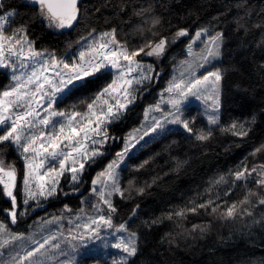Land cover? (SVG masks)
Returning <instances> with one entry per match:
<instances>
[{"label": "trees", "instance_id": "1", "mask_svg": "<svg viewBox=\"0 0 264 264\" xmlns=\"http://www.w3.org/2000/svg\"><path fill=\"white\" fill-rule=\"evenodd\" d=\"M1 2L0 17L12 13L6 34L22 28L36 49L58 58L76 49L92 32L114 31L129 50L154 45L161 38L169 41L163 55L145 58L160 70L157 80L120 121L108 127L104 154L88 162L77 185L70 186L65 176L55 197L28 204L22 216L18 185V222L10 224L15 231H27L38 219L59 216L64 210L95 208L100 199L92 191L96 174L122 148L125 136L141 124L146 107L157 103L171 71V58L182 57L195 31L208 28L209 35L220 33L223 39L218 64L222 74L220 124L209 126L199 108L190 105L185 111L187 118L195 116L191 134L169 128L142 142L120 173L124 195L114 198V217L138 234L137 253L128 264H264V205L258 203L264 198V188L255 182L256 173L247 180L234 176L245 167L264 165V0H80L78 19L66 28L49 25L31 0ZM181 30L187 35L177 36ZM112 79L111 71L87 77L57 101L56 110L84 112ZM10 83V73L0 68V93ZM233 123L243 124L248 134L238 136L224 130ZM209 131L207 140L196 138ZM0 153L17 165L20 181L24 168L15 149L9 143L0 144ZM249 191L259 194L250 196L251 204L244 205L252 215L224 218L225 209L232 203L239 207ZM209 200L212 207L219 205L217 212L197 207ZM193 207L196 212L176 215ZM9 208V199L0 194V221H8L4 210Z\"/></svg>", "mask_w": 264, "mask_h": 264}, {"label": "snow or ice", "instance_id": "2", "mask_svg": "<svg viewBox=\"0 0 264 264\" xmlns=\"http://www.w3.org/2000/svg\"><path fill=\"white\" fill-rule=\"evenodd\" d=\"M31 3L38 7L41 17L49 25L57 28L72 27L73 22L78 19L80 13L79 0H31ZM0 7H2V2H0ZM6 19L7 17H0V68H11L15 72L17 65L11 59L13 56L20 62V68L27 67L25 61H33L36 64V67L26 74L13 75L12 78L17 81L15 86L0 94V144L9 142L24 154L26 172L22 179V202L27 205L29 200H35L38 194L44 197L55 195L59 177L63 175L65 170L72 173L71 179L73 181H77L79 173L84 169V163L92 157L102 154L98 149L89 152L86 142L91 140L92 144L102 143V141H97L93 137L100 136L102 126L110 122L109 117L115 115L114 105L104 97L108 96L110 99L115 100V105L118 106L117 111L125 108L128 103H132L134 96L129 90L133 88V84L138 85L144 80L151 79L149 75L145 74V67L136 57L142 53L145 56H161L165 52L169 41L161 38L154 45L148 43L138 49L129 50L126 45H121L116 40L114 32L104 33L100 40L92 45L87 52L79 54L81 63L69 65L55 60L54 57L51 63H48L36 59L43 54L34 50L32 42L27 40L24 29H17L11 35L5 33L4 21ZM204 33H206V30L197 32L195 34L196 39H200ZM185 35H187V32L184 30L177 33V36ZM221 39L222 34L211 37L209 43L214 46L215 50H208V56L215 58L219 55L217 42ZM145 48L149 50L145 51ZM189 50L190 54L195 55L191 53V45H189ZM86 57L88 58L85 59ZM203 59L207 63L208 57H203ZM49 68L59 69L54 72V76L58 78L56 82L53 81V77L46 75ZM105 68L116 69L117 79L104 88L93 103L87 105V112L65 113L52 110L56 93L63 92L66 88H69V85L74 86L75 82L82 81ZM147 71L150 72L151 68L149 67ZM221 79L222 74L219 70L208 71L200 76H196L193 72L189 79L182 78L179 82H173L167 91L177 93L181 100L189 95L205 101L211 100V107L214 111L209 116V122L216 125L219 123V84ZM69 91H71L70 88ZM113 93L119 95L114 97ZM121 98L124 100L123 103H121ZM168 103H171L177 109V112L179 111L180 100L170 99ZM156 110H160L159 106ZM169 115L175 117L171 122H181L176 113H170ZM56 117H62L63 120L54 119ZM183 126L189 132L192 131L187 122H183ZM156 127H161L159 121L156 122ZM224 130L231 131L238 136L248 134L243 124L233 123L228 129ZM153 131H155V128H153ZM210 135V131L207 134L201 132L196 138L207 140ZM104 138H107L106 133H104ZM124 151H128L127 146ZM256 151L259 152L261 149ZM120 155L122 159L123 154ZM46 163L47 167L45 166ZM117 166L115 161L109 164L108 170L100 173L97 180L94 181V184H101L102 189L98 190L95 187L92 189L99 196L101 203L107 206L110 213L116 211L110 199L112 194L124 195L113 171ZM253 173L257 174L255 182L261 188H264V165L251 169L245 167L236 171L234 176L236 180H247ZM103 177H106V180L102 179ZM16 181V168L12 165H6L4 160L0 159V186H2L0 194L7 197L11 204V208L4 210L7 212L8 221H0V257H3V259H0V264H46L49 252L60 248V244L55 243L57 240L55 235H51L43 241H35L36 246L24 249L23 255L17 250L18 246L15 245V242L23 239L9 228V223L14 225L18 222ZM108 181H111V184ZM109 187L111 191L106 192ZM258 195V193L249 191L248 195L239 202V207L237 203H232L225 209L222 216L235 219L237 214L252 215L251 211L244 205L251 204L250 196ZM258 203L264 205V198H260ZM212 205L213 201L209 200L197 207L211 208L212 212H217L219 205L215 207H212ZM197 207L178 211L176 215L183 217L186 211L196 212ZM96 211L103 212L100 204H97ZM20 215H23V213H20ZM93 225H96V228H93ZM100 226L113 229L111 215L101 214L98 218H90L89 222L81 227L89 230L92 237H96L99 235ZM117 230L126 232L127 228L124 224H120ZM76 238L73 237V239ZM79 238L84 239L83 235ZM114 247L122 250L128 257L135 256L137 253L135 233H131L127 240L120 239ZM5 250H8L7 255H5ZM117 264H126V260L118 261Z\"/></svg>", "mask_w": 264, "mask_h": 264}, {"label": "rangeland", "instance_id": "3", "mask_svg": "<svg viewBox=\"0 0 264 264\" xmlns=\"http://www.w3.org/2000/svg\"><path fill=\"white\" fill-rule=\"evenodd\" d=\"M1 2V0H0ZM12 13L7 12L5 13L2 17H7V19L4 21V30L6 28V25L8 23V20L11 18ZM202 30H206V33L202 35L200 39H196L195 34L197 32H202ZM114 31H102V32H92L82 38L76 49L71 50L68 55H66L63 58H58L57 56L54 55L52 52L48 51H42L38 50L34 47L33 48L35 51L42 53L43 55L41 57L36 58L37 60H42V61H47L48 63H51L52 58L54 57L55 60L57 61H62L64 63H68L69 65L76 64V63H81L79 60V54L81 52H87L89 48L96 44L99 40L100 37L104 33H113ZM220 34V33H218ZM217 35V34H216ZM215 36V35H213ZM209 35V30L208 28H201L188 39L187 44L183 50V56L182 57H172L171 59L173 60V64L171 67L170 74L168 76V79L166 80V85L165 88L159 93L158 101L156 104L149 105L146 107L144 114H143V119L141 124L131 130L124 138L122 148L116 152L115 156L113 159L106 165V167L99 171L95 178L93 179L92 182V189L95 187L98 190L102 189L101 184H94V181L97 180V177L100 175L102 172H106L108 170V165L112 164L114 161L117 163V167L113 170L119 187L120 186V173L123 169V167L126 165L127 158L134 154L136 152V149L138 146L144 142L145 140L151 139L157 135H160L164 133L166 130L169 128H180L183 129L185 132L191 134L187 129L184 128L183 122H187L189 127L191 128V121L195 119V116L189 115L188 118L186 116V111L185 109L189 107L190 105L197 106L199 108V111L203 117L206 118L209 126L213 127L218 124H220L221 121V96H222V79L219 84V109H218V116H219V123L216 125H213L209 122V116L213 114V108L211 107L212 101L207 100L205 101L204 99L197 98L194 96L189 95L185 99H180L177 93L175 92H168L167 89L173 82H179L180 79H189L193 72L195 73L196 76H200L203 74H206L208 71H217L219 70L221 72V69L218 67V64L222 60V46H223V39L218 41V52L219 55L215 58L208 56V50H215L214 46L209 43L211 37ZM116 38V36H115ZM27 40L29 38L27 37ZM116 40L121 44L125 45L122 42H120L117 38ZM171 44V43H170ZM169 44V45H170ZM189 45H191V53L189 50ZM26 47V46H25ZM150 57H156V56H145L143 55L141 58L136 57L138 61L145 67V74L149 75L151 79L144 80L140 84H133V88L130 89L129 91L132 93V96H134V100L132 103H128L125 108L119 109L117 111L118 106L115 105V100L110 99L108 96H105L104 99H109V103L114 105V112L115 115L112 117H109L110 122L105 123L102 126V134L100 136H95L93 137L97 141H102V143H97V144H92L91 140L87 141V148L89 152L93 149H98L100 153L104 154L105 152V145L108 142V127L114 123L120 121L126 111L133 106L138 98L141 96V93L148 87V85L152 84L154 81H156L157 76L160 74V70L156 67V64L153 62H150L148 60H145V58H150ZM203 57H208L207 63H205ZM86 57L85 59H87ZM12 61H14L17 65L16 71L13 72L11 68H3L6 69L11 76V83L10 85L4 90L8 91L10 90L17 81H15L12 77L13 75H22L26 74L27 72H30L36 67L35 62L33 61H25L27 67L26 68H20L19 67V61L15 56H13ZM203 65V66H200ZM151 68V71H147L148 68ZM59 69H52L49 68V71L46 73V75H49L50 77H53V81L56 82L58 78L54 76V72L58 71ZM67 71V70H65ZM102 71H111L113 74V79L112 81L108 84H112L114 80L117 79V70L116 69H101L100 72ZM99 73V72H97ZM96 74V73H95ZM183 74V75H182ZM134 76L136 75L135 73L133 74ZM87 78V77H86ZM85 78V79H86ZM80 81L75 82L74 86L78 84ZM106 86V87H108ZM73 85H69V88L71 89ZM105 87V88H106ZM69 88H66L63 92H58L56 93L54 100L55 103L52 105V110H56L55 105L57 101L65 95ZM4 91H2L0 94H2ZM103 91V90H102ZM101 91V92H102ZM122 91V90H121ZM118 93H113V96H118ZM97 97V96H96ZM131 98V97H129ZM170 99H177L180 100V103L178 105L179 111L177 112V109L173 107L171 103H168ZM95 101V100H94ZM93 101V102H94ZM92 102V103H93ZM124 100L121 98V103H123ZM43 103V102H42ZM157 106H159L160 110H156ZM87 112V108L84 112L80 113H85ZM72 113V112H71ZM170 113H176V115L179 117V120L181 121L180 123H173L171 122L173 119H175L174 116L169 115ZM167 117V118H165ZM56 120H63L62 117H56L54 118ZM159 121L161 124V127H156V122ZM95 127V125H93ZM153 128H155V131H153ZM192 129V128H191ZM104 133H106V139L104 138ZM9 143V142H5ZM16 151L18 154L20 161L23 164L24 172L23 176L26 172V161L24 160V154L20 152L18 148H16L14 145L9 143ZM128 147V151L125 152V147ZM101 154V155H102ZM123 154V158L121 159V155ZM101 155H97L92 157L91 159L87 160V162L84 163V169L88 162L92 161L95 158H98ZM0 159H3L6 165H12L16 168L17 170V181H16V189H18V185H21V199L23 200V193H22V178H20L19 181V174H18V169L17 165L12 162L11 160L8 159L6 154L0 153ZM70 164V162H69ZM47 167V163L45 165ZM78 167V165H77ZM84 169L82 172L79 173V178L77 181H73L71 179L72 173L65 170L63 175L59 177V184L57 185V190L55 195L53 196H40L39 194L36 196L35 200H29V203H37L40 201L48 200L50 198L55 197L58 194V190L61 187L62 181L64 177L66 176L67 182L70 186H75L77 185L81 179L82 175L84 173ZM43 171V170H42ZM102 179L106 180V177H103ZM109 184H111V181H108ZM2 188V186H0ZM107 191H111V188L109 187ZM17 194V192H16ZM116 195H119L118 193H113L112 196L110 197L112 204L114 206V198ZM5 197V196H4ZM8 199L7 197H5ZM27 204V205H28ZM97 204H100L101 208H103V212H97L96 211V206ZM97 204L95 208L92 211H86L84 209L77 210V211H72V210H67L63 211L61 215L55 216V217H47L43 219H38L36 223L30 225L28 227L27 231L23 232H17L15 231L10 223H9V228L10 230L23 237L22 240L15 242V245L18 246L17 250L20 251L21 255H23V250L24 249H30L35 247V241H43L44 239L48 238L51 235H55L57 237V240L55 243L60 244L59 249H53L49 252L48 257L46 259V264H117L118 261H125L126 264L132 259L134 256L128 257L126 253L122 252L120 249H116L114 245L119 242L120 239H125L127 240L129 238V235L131 233H135L131 231L128 228L127 222H117L114 213H110L109 210L107 209L106 205H103L99 199L97 201ZM27 205L23 204V207L19 209V215L20 213H26V207ZM111 215V219L114 225L113 229H109L105 226H100L99 228V235L96 237H92V234L89 232V230L81 227L82 225L86 224L89 222L90 218H98L99 215ZM22 216V215H20ZM8 219V217H7ZM5 221V220H1ZM7 222V221H5ZM120 224H124L127 228L126 232L123 231H118L117 229L119 228ZM93 228H96V225H93ZM83 235L84 239H80L79 237ZM77 237L76 239H73V237ZM91 237V238H89ZM135 238H136V244H137V249H138V234L135 233ZM8 250H5V255H7ZM0 259H3V257H0Z\"/></svg>", "mask_w": 264, "mask_h": 264}, {"label": "water", "instance_id": "4", "mask_svg": "<svg viewBox=\"0 0 264 264\" xmlns=\"http://www.w3.org/2000/svg\"><path fill=\"white\" fill-rule=\"evenodd\" d=\"M80 1V0H79Z\"/></svg>", "mask_w": 264, "mask_h": 264}]
</instances>
